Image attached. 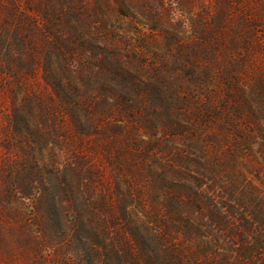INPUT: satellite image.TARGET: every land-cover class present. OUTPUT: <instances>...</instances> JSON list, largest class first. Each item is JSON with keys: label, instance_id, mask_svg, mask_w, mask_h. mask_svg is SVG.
Here are the masks:
<instances>
[{"label": "rangeland", "instance_id": "obj_1", "mask_svg": "<svg viewBox=\"0 0 264 264\" xmlns=\"http://www.w3.org/2000/svg\"><path fill=\"white\" fill-rule=\"evenodd\" d=\"M55 32L64 37L53 48ZM8 60L15 62L11 71ZM227 68L246 88L264 82V0H0V264H87L90 235H82L76 261L67 243L75 234L73 206L100 237L116 181L122 192L136 193L142 182L129 187L133 171L167 172L174 164L170 147L177 141L164 139V153L148 154L134 135L142 130L135 112L146 85L163 81L189 92L201 84L204 98L208 86L224 88L206 73ZM114 89L125 107L136 106L125 116L112 114ZM15 113L24 121L17 128ZM242 124L256 136L253 152L239 151L202 185L228 228L208 216L206 205L196 208L213 230L205 240L210 264H249L237 261L242 242L231 230L241 225L243 197L254 189L264 197L257 153L263 139L258 126Z\"/></svg>", "mask_w": 264, "mask_h": 264}, {"label": "trees", "instance_id": "obj_2", "mask_svg": "<svg viewBox=\"0 0 264 264\" xmlns=\"http://www.w3.org/2000/svg\"><path fill=\"white\" fill-rule=\"evenodd\" d=\"M257 21H254V27L260 26ZM51 36L53 48L63 43V34L55 32ZM232 46L236 48L237 43L232 42ZM7 63L11 71L15 62L8 60ZM205 76L210 78L211 85L213 80L224 82V88L214 84L217 87L210 90L208 86L203 98L201 84L196 87L199 91L189 92L182 86L163 81H159L158 88L146 85L142 111L139 115L135 112L142 130L133 131L134 135L148 154L164 153V139L177 141L178 144L170 147L174 164L167 172L153 166L143 168L144 171H133L129 187L142 182L139 188L136 187V193L130 189L122 192L121 182L116 181V199L104 208L106 218L100 223V237L94 227L84 223L81 209L74 205L75 234L67 242L76 257L74 261L80 256V246L85 244L82 235L87 233L90 235L86 245L87 264H210L212 245L205 240L211 239L208 236L213 230L205 225L196 208L206 205L208 216L212 220L217 217L223 228H228L230 223L225 218H218V209L202 190V185L206 179L219 174L226 167L225 163L233 164L239 151L253 152L256 136L246 133L242 123L258 126V135L263 142L257 153L264 161V134H261L260 122L264 119V82L260 80L257 86L246 88L232 68ZM193 77L200 83L201 74L193 71ZM113 91L112 98L109 97L115 103L113 116H125L129 110H134L136 106L125 107L120 102L119 91ZM23 122L15 113L12 124L17 128ZM119 131L123 136V130L120 128ZM157 132L163 138H157L154 143L143 139L153 138ZM178 169L184 172L180 173ZM128 170L131 172L132 169ZM256 191L254 189L253 193L243 197L245 201H240L241 225L234 224L235 228L231 230L242 242L237 247V261L245 259L249 264H256L264 256V197L258 198L261 192ZM134 202L137 207H133ZM230 258L231 255H224L221 261L229 263Z\"/></svg>", "mask_w": 264, "mask_h": 264}]
</instances>
